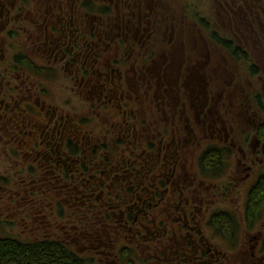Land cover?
<instances>
[{"label": "flooded vegetation", "instance_id": "flooded-vegetation-1", "mask_svg": "<svg viewBox=\"0 0 264 264\" xmlns=\"http://www.w3.org/2000/svg\"><path fill=\"white\" fill-rule=\"evenodd\" d=\"M166 6L0 0V237L75 264H264L258 66Z\"/></svg>", "mask_w": 264, "mask_h": 264}, {"label": "rangeland", "instance_id": "rangeland-1", "mask_svg": "<svg viewBox=\"0 0 264 264\" xmlns=\"http://www.w3.org/2000/svg\"><path fill=\"white\" fill-rule=\"evenodd\" d=\"M179 20L186 14L193 20L201 13L211 27L229 38H241L258 73L250 80L257 94H264V2L260 0H161ZM185 12V13H184ZM257 69V67H256ZM258 74V75H259ZM251 87V86H250ZM258 109V108H257ZM264 117V115H263Z\"/></svg>", "mask_w": 264, "mask_h": 264}, {"label": "trees", "instance_id": "trees-1", "mask_svg": "<svg viewBox=\"0 0 264 264\" xmlns=\"http://www.w3.org/2000/svg\"><path fill=\"white\" fill-rule=\"evenodd\" d=\"M260 1L264 2V0ZM222 46L228 47L224 41H222ZM232 51L237 54L243 53L240 48ZM250 59L247 54L248 64L252 63ZM255 73L256 67L253 66V74ZM258 106V110L264 112L263 103L258 101ZM74 261L72 253L60 246L48 243L28 246L9 237H0V264H75Z\"/></svg>", "mask_w": 264, "mask_h": 264}]
</instances>
